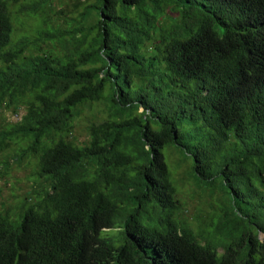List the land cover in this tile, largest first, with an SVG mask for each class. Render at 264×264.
<instances>
[{
  "label": "trees",
  "instance_id": "1",
  "mask_svg": "<svg viewBox=\"0 0 264 264\" xmlns=\"http://www.w3.org/2000/svg\"><path fill=\"white\" fill-rule=\"evenodd\" d=\"M54 1L0 0V155L43 181L0 264H264V0ZM168 147L232 206L180 218Z\"/></svg>",
  "mask_w": 264,
  "mask_h": 264
},
{
  "label": "rangeland",
  "instance_id": "2",
  "mask_svg": "<svg viewBox=\"0 0 264 264\" xmlns=\"http://www.w3.org/2000/svg\"><path fill=\"white\" fill-rule=\"evenodd\" d=\"M75 3L76 0H55L52 8L57 12H62L59 15L61 19L68 18L69 20L75 16ZM15 23L17 22L14 21V25ZM33 23L35 24L31 21L28 25H33ZM66 24L64 23L65 27ZM103 110L104 105H95L93 108L85 110L82 119L76 122L74 136L83 141L87 136L86 126L88 123L84 117L87 115L89 119H92ZM23 114V110H21L20 115L6 113L4 122H17ZM19 153V147H12L0 155V212H14L21 199L35 186L43 182L37 177L35 157L23 161L15 160ZM164 153L172 179L178 190V197L183 206V210L179 215L180 218L185 219L191 225L195 222V225L198 226L199 222L202 223L203 217L215 214L221 204L228 207L232 206L230 197L222 187L199 184L194 180L192 173L193 160L188 158L182 151L174 147H168ZM41 155L42 152L36 156L38 161ZM216 219H218V216H215L214 220ZM113 230L112 233L115 234L120 231L117 227Z\"/></svg>",
  "mask_w": 264,
  "mask_h": 264
}]
</instances>
